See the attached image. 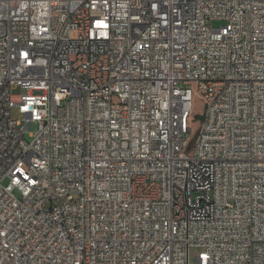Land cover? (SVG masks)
Wrapping results in <instances>:
<instances>
[{
	"label": "built area",
	"instance_id": "2783aa9c",
	"mask_svg": "<svg viewBox=\"0 0 264 264\" xmlns=\"http://www.w3.org/2000/svg\"><path fill=\"white\" fill-rule=\"evenodd\" d=\"M191 248L264 264V0H0V264Z\"/></svg>",
	"mask_w": 264,
	"mask_h": 264
},
{
	"label": "rangeland",
	"instance_id": "374dc122",
	"mask_svg": "<svg viewBox=\"0 0 264 264\" xmlns=\"http://www.w3.org/2000/svg\"><path fill=\"white\" fill-rule=\"evenodd\" d=\"M224 24L222 21H213L212 26L214 28H219ZM204 109V104L203 101L200 97L195 95L194 98V103H193V117L190 121V128L192 129V136L190 138V141L192 138L199 132L200 127H201V113L203 112ZM18 112L16 109L12 111V118L13 119H18ZM37 125L33 126V131H36ZM26 140L31 141V137H29V133L26 134ZM201 252L200 249L198 248H191L189 251V264H198V256L199 253Z\"/></svg>",
	"mask_w": 264,
	"mask_h": 264
}]
</instances>
